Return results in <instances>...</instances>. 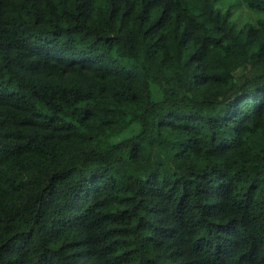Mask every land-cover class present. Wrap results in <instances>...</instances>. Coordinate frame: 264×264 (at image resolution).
<instances>
[{
  "label": "trees",
  "instance_id": "16d2710c",
  "mask_svg": "<svg viewBox=\"0 0 264 264\" xmlns=\"http://www.w3.org/2000/svg\"><path fill=\"white\" fill-rule=\"evenodd\" d=\"M234 1L0 0V264H264V0Z\"/></svg>",
  "mask_w": 264,
  "mask_h": 264
},
{
  "label": "rangeland",
  "instance_id": "374dc122",
  "mask_svg": "<svg viewBox=\"0 0 264 264\" xmlns=\"http://www.w3.org/2000/svg\"><path fill=\"white\" fill-rule=\"evenodd\" d=\"M232 3H235L234 6V15L233 19L237 23L239 27H242L247 21H255L256 20V14L252 11H250L247 7L241 4H237L234 0H230ZM223 9H226V5H221ZM254 64L259 69L264 70V57H258L254 59Z\"/></svg>",
  "mask_w": 264,
  "mask_h": 264
}]
</instances>
